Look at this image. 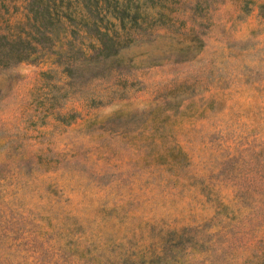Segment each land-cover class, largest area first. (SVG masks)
<instances>
[{
  "label": "rangeland",
  "instance_id": "1",
  "mask_svg": "<svg viewBox=\"0 0 264 264\" xmlns=\"http://www.w3.org/2000/svg\"><path fill=\"white\" fill-rule=\"evenodd\" d=\"M27 2L0 0V264H264V0H57L14 40Z\"/></svg>",
  "mask_w": 264,
  "mask_h": 264
},
{
  "label": "trees",
  "instance_id": "2",
  "mask_svg": "<svg viewBox=\"0 0 264 264\" xmlns=\"http://www.w3.org/2000/svg\"><path fill=\"white\" fill-rule=\"evenodd\" d=\"M28 2V6H29V11L31 12L30 17L28 16V20L32 21L33 24L30 26V28H28V31H23V34L26 36H16L14 37V40H28V39H33V40H37L36 36H32L33 33H37V35H42L43 37H45L46 39H51L52 34L51 31L48 30L43 31L41 30V28H38V26L35 24L36 22L39 21L38 17L41 18H46V16H48L51 20H55V21H59L60 17H58V8H57V0H27ZM86 0H81V2L83 3V5L87 8H89V6L84 2ZM99 0H93V2L95 3V5L98 4ZM28 11V12H29ZM54 21V22H55ZM39 33V34H38ZM6 38V36H4ZM7 41H11V40H7ZM1 53V52H0ZM1 58V57H0ZM2 61V60H0ZM8 62H3V64H7Z\"/></svg>",
  "mask_w": 264,
  "mask_h": 264
}]
</instances>
